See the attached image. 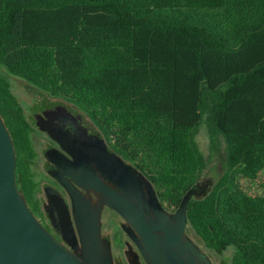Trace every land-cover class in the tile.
Returning <instances> with one entry per match:
<instances>
[{
	"label": "trees",
	"instance_id": "1",
	"mask_svg": "<svg viewBox=\"0 0 264 264\" xmlns=\"http://www.w3.org/2000/svg\"><path fill=\"white\" fill-rule=\"evenodd\" d=\"M10 77L81 110L169 212L204 181L203 127L225 158L186 233L227 264H264V0H0V115L34 213Z\"/></svg>",
	"mask_w": 264,
	"mask_h": 264
},
{
	"label": "water",
	"instance_id": "2",
	"mask_svg": "<svg viewBox=\"0 0 264 264\" xmlns=\"http://www.w3.org/2000/svg\"><path fill=\"white\" fill-rule=\"evenodd\" d=\"M15 166L13 139L0 115V264H112L101 235L103 206L124 219L122 228L138 247L145 264H213L185 230L190 199L204 197L211 188V179L190 188L178 208L169 212L138 169L103 149L102 178L86 169L80 176L72 173L75 184L85 190H69L78 235L69 228L66 238L72 251L32 213L17 186Z\"/></svg>",
	"mask_w": 264,
	"mask_h": 264
},
{
	"label": "flooded vegetation",
	"instance_id": "3",
	"mask_svg": "<svg viewBox=\"0 0 264 264\" xmlns=\"http://www.w3.org/2000/svg\"><path fill=\"white\" fill-rule=\"evenodd\" d=\"M18 99L23 106L35 154L26 182L32 195V213L57 241L74 251L66 238L69 228L78 238L69 190L80 193H85V190L75 184L72 173L80 176L81 170L86 169L89 174L102 178L100 163L103 149L128 162L116 153L100 129L72 104L34 88L29 102ZM90 196L96 199L94 193L90 192ZM124 222L117 212L103 206L101 235L112 264H145L138 247L123 230Z\"/></svg>",
	"mask_w": 264,
	"mask_h": 264
},
{
	"label": "rangeland",
	"instance_id": "4",
	"mask_svg": "<svg viewBox=\"0 0 264 264\" xmlns=\"http://www.w3.org/2000/svg\"><path fill=\"white\" fill-rule=\"evenodd\" d=\"M10 81L13 86L14 93L21 98L24 102H29L30 95H31V89H33L31 86L26 84L25 82L10 77ZM196 141L198 143V146L205 156V158L208 160V167L205 172L204 181L201 183H205L208 179L215 180L219 173L221 172L223 168V162L225 158V152H224V146L223 144H220L217 151L214 154H211L210 147H209V140L206 133V130L201 127L197 136ZM190 237L200 246L197 241L196 237L189 232ZM203 248V247H202ZM206 252V251H205ZM209 257L211 258L213 264H227L230 259V253L226 252L220 257L213 256L209 254Z\"/></svg>",
	"mask_w": 264,
	"mask_h": 264
}]
</instances>
